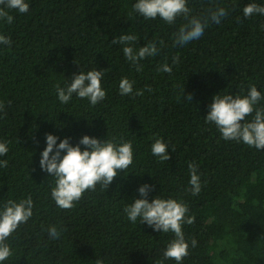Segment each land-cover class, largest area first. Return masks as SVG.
I'll list each match as a JSON object with an SVG mask.
<instances>
[{
  "label": "trees",
  "instance_id": "16d2710c",
  "mask_svg": "<svg viewBox=\"0 0 264 264\" xmlns=\"http://www.w3.org/2000/svg\"><path fill=\"white\" fill-rule=\"evenodd\" d=\"M26 2L28 12L9 11L13 23L0 21V34L12 41L0 44V142L9 149L0 156L8 162L0 167V208L31 196L33 215L8 238L13 255L0 264H159L174 234L139 218L132 223L124 212L144 198L143 185L151 186L149 202L182 200L195 216L182 226L189 255L181 264H264V150L224 140L205 120L218 94L245 96L255 85L264 97V15H243L247 4L264 6V0H188L191 16L203 18L219 7L228 15L219 24L210 21L199 40L177 46L174 34L187 20L145 19L133 11L137 0ZM122 34L137 36L136 50L155 42L159 54L139 61L143 70L137 71L125 45L112 43ZM165 63L171 73L158 70ZM95 69L103 71V101L92 106L73 94L60 103L57 85ZM125 77L135 83L133 94L122 96ZM256 107H264V99ZM47 134L57 145L68 138L76 146L85 135L130 141L133 163L106 190L97 184L63 210L51 196L55 177L40 167ZM158 138L168 145L169 161L152 154ZM192 162L201 177L198 196L189 191ZM49 226L62 229L59 239L49 236Z\"/></svg>",
  "mask_w": 264,
  "mask_h": 264
},
{
  "label": "clouds",
  "instance_id": "9594fccd",
  "mask_svg": "<svg viewBox=\"0 0 264 264\" xmlns=\"http://www.w3.org/2000/svg\"><path fill=\"white\" fill-rule=\"evenodd\" d=\"M10 10H17L23 14L28 12L29 4L26 0H0V21L7 24L13 23L14 17L9 14ZM133 11L139 13L145 19L160 17L168 24L175 22L177 17L183 16L187 23L181 25L178 32L174 34L173 46L185 45L191 41L199 40L208 26L209 22L221 23L222 18L228 15L225 8L219 7L209 10L206 17L191 16V9L188 7V0H137L133 5ZM254 14L264 15V6L256 3H249L243 8V15L251 17ZM264 28V25H261ZM113 44H123V53L127 61L136 67L137 71L143 70L139 61L154 57L159 54L160 49L155 42L134 48L137 43V36L134 34L120 35L112 40ZM163 41L160 44L163 45ZM0 44L11 46L10 37L0 34ZM179 55L172 57V63H179ZM159 71L171 73L172 67L165 63L158 67ZM103 71L90 70L74 75L70 84L65 87L56 86L58 100L62 104H68L75 94L80 99L87 98L92 106L106 98V91L101 81ZM135 81L127 77L122 78L119 83L120 94H133ZM148 91H152L150 87ZM144 90H137L135 95H143ZM187 100H192L188 95ZM262 97L261 92L255 85L249 86L248 94L245 96H233L225 94L216 95L210 105V110L205 117L206 122L214 123L224 140L243 142L249 147L257 150H264V107H256ZM5 105L0 101V111ZM255 113L252 121L246 118ZM243 121V123H241ZM57 137L52 134L46 135V148L41 153L40 167L42 170L55 177V187L51 190L52 199L56 205L68 210L75 207L83 194L88 191H95L97 184L107 189L114 178L127 170L133 163V148L131 142L117 144L115 140H99L85 135L76 146L69 143L65 138L57 145ZM81 145L85 146L81 149ZM7 143L0 142V156L8 152ZM154 156L160 161H169L170 155L168 145L162 139H156L151 146ZM64 153L61 155V153ZM7 160H0V167L7 166ZM190 171L189 184L192 195L198 196L202 190L201 177L198 174V166L195 162L189 163ZM151 186L143 185L139 188L142 199H136L134 203L124 208L127 218L136 223L139 218L141 224L146 223L155 231L173 233L172 239L163 252V260H174L181 264L183 259L189 255V243L183 232L184 224H193L195 216H189L188 205L182 200L173 198L156 197L151 202L147 199ZM33 215V201L31 196L19 202L8 200L0 208V262L7 260L13 255L10 245L6 242L17 230L19 225L26 223ZM49 236L52 239H59L61 230L57 226H49ZM197 241L191 240V247L195 248ZM163 260L159 264H163ZM96 264H103L97 260Z\"/></svg>",
  "mask_w": 264,
  "mask_h": 264
}]
</instances>
